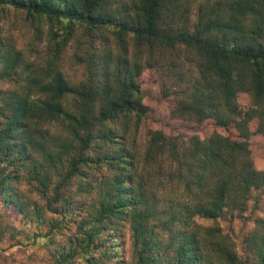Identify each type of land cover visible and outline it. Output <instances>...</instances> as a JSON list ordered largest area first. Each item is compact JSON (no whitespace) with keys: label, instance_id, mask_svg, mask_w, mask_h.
<instances>
[{"label":"trees","instance_id":"trees-1","mask_svg":"<svg viewBox=\"0 0 264 264\" xmlns=\"http://www.w3.org/2000/svg\"><path fill=\"white\" fill-rule=\"evenodd\" d=\"M11 16L46 24L50 50L0 34V204L20 224L0 242L40 243L53 264H264V218L245 257L216 223L264 189V0H0V24ZM96 35L70 80L63 51ZM153 67L173 117L211 121L208 138L145 127Z\"/></svg>","mask_w":264,"mask_h":264},{"label":"rangeland","instance_id":"rangeland-1","mask_svg":"<svg viewBox=\"0 0 264 264\" xmlns=\"http://www.w3.org/2000/svg\"><path fill=\"white\" fill-rule=\"evenodd\" d=\"M200 2V1H199ZM24 19V18H23ZM14 18L0 24V34L11 39L15 47L23 52L25 56L38 57L49 51V41L47 36L48 26L41 23V20L33 22L26 19ZM103 38L96 36H84L72 40L63 51V69L65 74L72 81H79L84 78L83 66L78 58H86V53L101 49ZM52 53V51H51ZM77 54V55H76ZM54 54H52L53 56ZM32 59V58H31ZM162 69L156 67L147 68L139 77L141 90L144 94L143 104L148 107L149 118L145 121V127L151 130H159L168 137H179L180 141H186L191 137L197 136L205 139L210 136L211 121L198 125L189 120L174 118L172 115L173 101L165 100L161 95V86L164 81ZM3 89H15L14 84H3ZM143 128L140 136H143ZM140 144L143 140H138ZM251 142L256 145L252 152L254 164L257 169L264 170V139L258 136L251 137ZM142 145L140 146V150ZM22 191L28 193L32 187L19 185ZM34 196V195H32ZM264 218V189L253 193V197L248 204V210L240 217L235 218L221 217L216 223L222 228L225 234H229L235 241L239 254L246 256L243 251V239L254 228V219ZM203 225L214 224L211 220L198 219ZM14 224L20 227L15 216L3 209L0 204V225ZM6 233L0 242V264H53L50 254L41 244H30L27 248L13 245L14 241L9 239Z\"/></svg>","mask_w":264,"mask_h":264}]
</instances>
